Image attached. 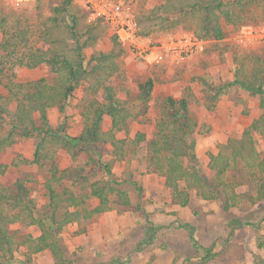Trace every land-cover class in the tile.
Returning <instances> with one entry per match:
<instances>
[{
    "label": "rangeland",
    "instance_id": "rangeland-1",
    "mask_svg": "<svg viewBox=\"0 0 264 264\" xmlns=\"http://www.w3.org/2000/svg\"><path fill=\"white\" fill-rule=\"evenodd\" d=\"M52 1L42 0L39 3L36 0H16L11 3L0 0V11L10 16V26L26 28L30 31L28 43L14 53L15 58L7 57L6 72L0 75L2 80L0 94L7 96L5 85L10 83L28 85L40 79L48 83L53 82L55 76L47 65L42 64L31 69L19 66L15 60L16 54L20 56L28 51L45 48L41 41L40 22L48 16V7ZM124 1L130 4L135 20L140 21V31L138 28L137 36L142 43L138 45L144 48L146 45L149 48L148 52L139 57L134 50V44L123 43L109 27L95 46L86 48L84 52L88 59L96 51H109L113 43L120 45L125 51L120 61L121 73L110 80L114 87L121 89L119 95L129 102L134 115L126 131L115 132L116 138L125 142L124 158L119 159L114 155L113 149L107 146L99 150V157L81 154L73 161L70 155L55 146L52 160L45 162L41 167L35 164L13 167L11 166L13 161L33 159L37 142L35 136L18 138L16 143L0 154V164L8 166L5 174L0 176V183L11 185L18 179L26 181L25 185L35 203L36 214L46 211L47 197L44 183L49 177L51 163L59 170L82 167L85 171L83 175L89 182L113 179L112 182L117 184L116 187L127 193L131 202L128 208L112 205V209L108 212L94 216L88 221L71 223L63 228L59 234L61 247L66 259H70L72 264H110L112 259L115 261L118 259L124 264L197 263L200 255L195 252L188 232L178 226L181 223L192 225L198 244L212 248L215 253L222 251V245L225 243L231 246L228 253L215 260H208L207 264H264V220H262L264 201H257L254 204L248 201V196L256 197L257 184L251 178L245 175L244 181L236 187V193L243 197H240L238 204L229 211L221 209L220 200L205 201L195 190H188V205L182 207L173 199L171 190L165 187L164 178L151 169L147 150V142L157 134L159 105L157 100L166 96L175 99L186 98L190 113L198 123V128L192 135L195 156L202 173L212 179V172L208 168L209 153L217 154L220 146L229 138H239L242 131L263 112L260 96L250 95L238 86L225 87V85L231 82L236 71L234 56L246 57L248 73L254 68L253 53L264 47V43L254 40L257 37L255 33L264 29V0H257L249 7H242L238 11L242 20L237 24H226L220 19L225 34L222 40L199 39L193 33V29L197 26L196 19L188 15L182 17L176 15L173 18L163 16L166 17L165 19L169 18V21L157 26L154 23L156 16L152 15L151 11L165 0ZM75 3L84 10L77 2ZM175 20L178 21L177 25L168 27ZM92 21L94 20L88 16L86 23ZM183 33L191 34L200 40V46L191 55L175 61L163 53H156L161 43L168 42ZM3 56L6 57V54L0 50V61H3ZM147 79L153 81V90L150 102L147 106H142L136 103L138 84ZM203 83L212 88L224 87L214 104L208 103L209 101L208 104L206 103ZM90 87V81L78 83L67 101L65 116L56 108L47 111L52 128L62 127L65 135L77 137L83 125V106L92 95L96 98L101 96V92L94 94ZM10 107H13V104ZM109 128L110 120L105 117L104 129ZM8 130L9 124L0 122V136ZM254 143L257 152L263 154L264 144L259 136L254 135ZM98 159L103 163H111L110 176L103 166L96 165L95 161ZM228 175H231V172ZM62 187L72 189L77 195L89 193L87 184L83 190L77 185L70 186V182H66ZM58 191H61V187ZM114 199L116 196H110V200ZM96 204L97 200L90 198L85 207L93 209ZM234 219L241 221L243 227H235L233 234L230 235L232 226L229 222ZM150 225L158 228L153 243L142 245L141 252L130 256L129 253L133 252L145 238ZM10 229L15 237L16 246L12 261L7 264H28L25 259L26 246L22 243L28 236L33 239L39 236L38 226L27 227L16 222L10 226ZM188 258L191 259V263L186 261ZM30 259L31 264H54V259L48 250L31 255Z\"/></svg>",
    "mask_w": 264,
    "mask_h": 264
},
{
    "label": "trees",
    "instance_id": "trees-1",
    "mask_svg": "<svg viewBox=\"0 0 264 264\" xmlns=\"http://www.w3.org/2000/svg\"><path fill=\"white\" fill-rule=\"evenodd\" d=\"M36 1L40 3L42 0ZM256 1L165 0L163 4L153 8L151 14L156 16L154 23L157 26L169 21V18L165 19L163 16L173 18L176 15H188L196 19L197 26L193 33L199 39L222 40L225 34L220 19L226 24H237L242 20L238 11ZM48 8V16L40 22L41 41L45 48L28 51L20 56L16 54L15 60L19 66L31 69L45 64L55 77L51 83L40 79L28 85H5L7 96L0 94V122L9 124V130L0 136V154L16 143L18 138L35 136L37 142L33 159L16 160L11 166L35 164L41 167L45 162L52 160L55 146L58 150H64L73 161L81 154L99 157V150L107 146L113 149L114 155L122 159L125 142L117 139L115 132L126 131L134 115L129 102L119 95L121 89L114 87L110 80L121 73L120 61L125 51L120 45L113 43L109 51H96L87 59L84 54L86 48L94 47L108 26L100 19L86 23L87 13L76 5L74 0H53ZM176 22L178 21L175 20L168 27L177 25ZM139 24L140 21L136 20L137 29L140 31ZM0 35V50L6 54V57H2L3 61H0V75H4L7 57L15 58L14 53L28 43L30 31L10 26V16L0 11ZM245 60V56H234V79L225 87L238 86L250 95L260 96L263 112L242 131L239 138H229L220 146L217 154L209 153L208 168L212 172V179L202 173L195 156L192 135L196 132L198 123L190 113L187 99L166 96L157 100V134L147 142L149 165L155 173L164 178L165 187L171 190L173 199L182 207L188 205V190H195L205 201L220 200L221 209L229 211L238 204L240 197H243L236 193V187L244 181L245 175L257 184L256 197L248 196V201L253 204L264 201V153L257 152L254 143V135H257L264 144V47L253 53L254 68L248 73ZM82 81H90L92 92H101V96L96 98L92 95L86 101L87 104L83 106L82 129L77 137L72 138L62 132V127L54 129L50 126L47 111L56 108L65 116L67 101ZM153 84L151 79L138 84L137 104L147 106L151 100ZM203 85L206 103L209 101L208 103L214 104L224 87L212 88L204 83ZM11 104L13 107H10ZM105 117L110 120L108 130L104 129ZM95 163L103 166L105 172L111 175V163H103L99 159ZM7 169L6 164H0V176L5 174ZM84 172L82 167L59 170L51 163L49 177L44 183L46 211L41 214L35 213V203L25 185L26 181L18 179L11 185L0 183V264L12 261L16 241L10 226L16 222L27 227L38 226L40 231L36 238L28 236L23 240L28 264H31V255L44 250L50 252L54 264H72L70 259H66L60 242L59 234L65 226L88 221L94 216L110 211L112 205L122 208L131 206L127 193L118 189L117 184L112 182L113 179L89 182L83 175ZM229 172L231 175H228ZM66 182H70V186L77 185L82 190L87 184L89 193L74 194L72 189L62 187ZM110 196H116V199L110 200ZM90 198L97 200L93 209L85 207ZM229 223L232 226L230 235L235 227H243V223L236 219ZM178 226L188 232L195 252L200 255L197 263L193 264H207L208 260L219 258L231 248L225 243L222 245V251L215 253L212 248L198 244L192 225L181 223ZM157 229L150 225L145 238L129 255L141 252L142 245H151ZM116 260L112 259L110 264H124ZM190 260L188 258L186 261L191 263Z\"/></svg>",
    "mask_w": 264,
    "mask_h": 264
},
{
    "label": "built area",
    "instance_id": "built-area-1",
    "mask_svg": "<svg viewBox=\"0 0 264 264\" xmlns=\"http://www.w3.org/2000/svg\"><path fill=\"white\" fill-rule=\"evenodd\" d=\"M15 2L16 0H5ZM88 13L91 20H102L113 34L123 43L134 44V50L139 57L145 55L149 48L138 45L141 42L137 36L136 20L132 14L130 4L124 0H74ZM255 41L264 43V29L255 33ZM200 46V40L191 34L183 33L173 37L168 42L161 43L156 53L165 54L171 60H181L191 55Z\"/></svg>",
    "mask_w": 264,
    "mask_h": 264
},
{
    "label": "crops",
    "instance_id": "crops-1",
    "mask_svg": "<svg viewBox=\"0 0 264 264\" xmlns=\"http://www.w3.org/2000/svg\"><path fill=\"white\" fill-rule=\"evenodd\" d=\"M233 79H234V77H233ZM233 79H231L230 81H232Z\"/></svg>",
    "mask_w": 264,
    "mask_h": 264
}]
</instances>
